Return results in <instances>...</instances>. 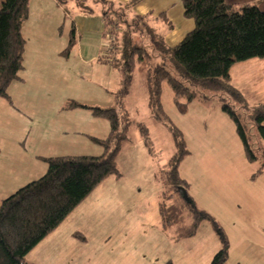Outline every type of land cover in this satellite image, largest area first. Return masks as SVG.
<instances>
[{
  "label": "rangeland",
  "instance_id": "374dc122",
  "mask_svg": "<svg viewBox=\"0 0 264 264\" xmlns=\"http://www.w3.org/2000/svg\"><path fill=\"white\" fill-rule=\"evenodd\" d=\"M70 1L68 5L64 4L68 16L63 23L64 35L69 30V16L80 23L75 20V15L79 14L80 19L90 21L91 26L97 28L103 12L107 11L112 19L109 30L113 40H116L115 36H121L124 27L116 14L111 12L113 9L109 4L101 0ZM184 19L193 26L192 19ZM96 20L98 22H93ZM167 33H162L167 44L172 45L182 38H168ZM95 39L91 38L94 45ZM76 47L71 52V58L76 55ZM98 51L99 57L106 58L101 55L104 53L101 48ZM68 56L63 54L65 59ZM73 62L75 60L66 61L63 67L65 78H49L42 88L43 92H40L38 83L34 88L28 86L25 91L18 92L19 103L14 108L18 115L15 120H6H9L10 126L21 128L25 135L26 130L31 129V136L36 139L37 133L42 132L51 119L53 122L63 118L70 124L79 120L80 130H86L88 117L106 125L109 130L105 119L92 116L84 108L67 109L66 104L77 100L91 105L89 96H96L100 102L95 106L113 104L111 90L117 88L120 72H115L112 79L105 78L108 64L101 63L99 69L94 61L88 65L81 63L76 69L73 67V76H69L71 71L67 74L66 70ZM93 66L95 73L92 72ZM233 69L234 82L240 87L238 89L247 108L227 97L225 101L238 113L249 143L255 149L256 143L262 141L253 124V106L264 104V75L258 77L254 71L247 69L251 77L242 79L239 69ZM133 78L131 90L124 100L133 123L128 132L129 141L117 156L121 176L106 178L89 198L84 199L81 210L67 224L82 233L73 232L70 239L61 240V254L59 250L49 252L52 243H38L29 254L38 257L34 258L37 264H163L170 258L175 264H198L203 258L199 247L205 246L209 233H212L213 238L219 240V246L222 245V237L228 242L225 264H264V170L257 174L260 162L247 160L234 123L221 110L223 100L218 93L208 100L188 103L185 113H181L173 103L172 91L166 82L162 83L160 96L163 111L170 123L181 132L188 150L179 165V174L188 182V192L197 206L213 216L219 230L214 229L210 222L203 221L193 237L176 239L172 229H163L158 213L164 180L162 166L176 152V148L166 123L154 117L149 110L147 93L138 72H134ZM106 91L110 94H105ZM95 92L98 94L95 95ZM44 94L46 99L30 100ZM106 99H110V103H104ZM7 112L10 113L9 108ZM137 123L147 129L146 143ZM99 127L97 124L96 129H101ZM91 134L97 136L101 133ZM78 135L87 144L78 145L75 154L92 155L93 149L89 147L102 153V147L91 140L92 135L83 136L70 131V136Z\"/></svg>",
  "mask_w": 264,
  "mask_h": 264
},
{
  "label": "trees",
  "instance_id": "16d2710c",
  "mask_svg": "<svg viewBox=\"0 0 264 264\" xmlns=\"http://www.w3.org/2000/svg\"><path fill=\"white\" fill-rule=\"evenodd\" d=\"M56 1L63 5L67 2ZM139 1L129 0L128 6ZM181 5L184 17L192 19L194 27L173 46L165 42L149 15L129 17L123 9L111 11L124 27L121 36H115L116 40L110 43V48L113 47L110 65L121 72L119 87L113 93V105L100 107L74 100L66 104L67 109L84 108L92 116L107 121L109 130L105 138L90 137L102 147V153L44 157L46 171L41 177L0 200V264H31L25 260L30 250L106 178L121 176L117 156L129 141L128 132L133 123L124 100L131 90L135 71L142 79L149 110L166 123L176 148L162 166L164 180L158 211L164 230L172 229L175 238L180 239L194 236L203 221L219 229L213 216L190 197L189 184L179 174V165L188 150L181 132L164 114L160 101L162 83L166 82L171 88L173 103L181 113H185L188 103L205 101L218 93L223 100L221 110L234 123L247 160L259 161L257 174L262 173L264 104L253 106V124L262 141L256 143L254 149L238 113L225 97L247 108L243 95L231 83L230 69L250 59H264V11L253 4L235 6L225 0H181ZM28 9L29 0H0V97L9 100L8 87L19 79L23 68L25 39L21 28ZM103 16L105 27L109 28L112 19L107 11ZM155 18L172 27L164 14ZM75 41L72 27L63 54H69ZM136 126L146 143V127L140 123ZM180 188L185 190L186 197L182 196ZM227 245L226 238L222 237V246L209 264L225 263Z\"/></svg>",
  "mask_w": 264,
  "mask_h": 264
},
{
  "label": "crops",
  "instance_id": "0c3cea01",
  "mask_svg": "<svg viewBox=\"0 0 264 264\" xmlns=\"http://www.w3.org/2000/svg\"><path fill=\"white\" fill-rule=\"evenodd\" d=\"M225 1L235 6L253 4L259 7V9H261V6L264 5V0ZM70 2V0H67L66 4L68 5ZM103 2L109 4L113 10L123 9L124 13L129 17L136 15H149V20L151 23H153L157 31H159L161 34L168 32V38L182 36L180 39L182 40L184 36L194 27V23L192 26V23L189 22V20L186 21L184 19L181 0H140L137 4L131 7L128 6L129 0H104ZM261 10L264 11V9ZM161 14L165 15L167 20L172 24V27H169L166 22L157 20L155 18ZM79 17V14L75 15V20L78 19L80 23L74 21L71 16H69L71 19H69V30H67L66 34L64 35L63 23L68 18L65 5L57 2L56 0H29L28 15L21 28L22 36L25 39L23 68L19 73V79L15 80L8 89L10 100L8 101L6 98H3L0 101V106L3 107L1 108L2 111L0 112V200L10 196L17 189L26 185L27 183L41 177L46 171V166L43 165L44 161L42 158L60 155H77L74 152L77 151L75 148H78V145H86L87 143H85V141H81L82 137H80V135L76 137L70 136V131H72L74 134H82L83 136L92 135L93 137H97L99 139L105 138L108 134L106 125L104 126L101 123H97L88 117L86 119L87 126L85 127H88L86 130H80L81 128L79 120L74 124H70V121L68 122L66 120L64 121L63 118H57L53 122H51V119L49 120V123L45 124V128L42 130V132L40 131L37 133L36 139L38 140H36L31 136V129L26 130L25 135L21 128L12 127L10 126L9 120L6 121L8 118H12V120L17 118L18 113L14 108L15 105H17L16 103H19L17 100L18 92L20 90L25 91V88L28 86L34 88L37 83L40 85V92H43L44 90H42V88L48 83L49 78H61L63 80L65 78V70L63 67L66 61L69 62L71 60H75L71 66L67 67V74L69 71H71L69 76H73V67L76 69L81 63L88 65L90 62L93 64L94 61L97 62L95 67L99 69L102 67L100 65L101 63L108 64V70L106 71L105 78L112 79L115 72H120L117 68L111 67L110 65V60L113 57V47L110 48V43L107 41L108 28L105 27L106 22L103 14L97 28L92 27L89 23L90 21H83V19H80ZM93 22L98 21L96 20ZM72 27L75 31L76 41L68 54V58L65 59L63 57V51L67 47L68 38ZM91 38H96L95 45L94 42L92 43ZM180 40L172 45H168L173 46ZM75 46H77L76 55L72 56L71 58V52ZM100 48L102 52L104 51V53L101 55H104L106 58L98 56V50ZM109 48L110 50L108 52ZM95 67H92L93 73L96 72ZM234 67L239 69V76H243L242 79H250L251 75L246 72L247 69H249V71H254V74L258 75V77L259 75H264V59L254 58L233 65L230 69V77L231 83L233 81L232 85L237 89L240 87L234 82ZM241 71L243 72L241 73ZM119 78L121 80V72ZM118 80V77H116V81ZM116 84L117 88L111 90V95H113V93L118 89L120 81ZM258 88L260 89L259 86ZM107 93H109V91L105 92V94ZM97 94L98 93L95 92V95ZM34 98L38 100L39 98L46 99V94L43 96L36 95L31 97L30 100L33 101L35 100ZM89 98L92 101L91 105H98V103H100L96 99V96H89ZM109 100L110 99H106L103 101L104 103H107ZM83 104L90 105L88 103ZM112 105L113 104H109L107 107ZM8 108L10 113L7 112ZM50 114L52 115V113ZM84 116L86 117V115ZM97 124H99V128L101 129L97 130ZM93 132L101 134H97L96 136L91 134ZM22 138L23 140L21 141ZM89 148L93 149L92 155H100V151H98V149H94L92 147ZM89 196L87 198H89ZM83 204H85L84 200L60 225H58L43 240H41L39 244L52 243L49 252L54 250H57L58 252L59 250V253L61 254L62 244L59 242L61 240L70 239L73 232L80 234L82 233L79 230H74L72 225L67 224L78 214ZM213 237L214 236L212 233H209V240L207 238L205 246L199 247V251L203 254V258L200 262H198V264H209L212 257L220 250L222 245L219 246V240ZM39 244H37V246ZM27 256L30 259H28ZM35 257L38 258L36 255L32 256L31 253H28L25 257V260L31 264H37L34 259ZM167 261H171L172 264H175L174 260L171 258Z\"/></svg>",
  "mask_w": 264,
  "mask_h": 264
},
{
  "label": "built area",
  "instance_id": "2783aa9c",
  "mask_svg": "<svg viewBox=\"0 0 264 264\" xmlns=\"http://www.w3.org/2000/svg\"><path fill=\"white\" fill-rule=\"evenodd\" d=\"M108 31H107V35H108V39H107V41H108V43H111L112 42V40H113V38H112V35H111V33H110V30H109V28L107 29ZM108 51H109V49H108Z\"/></svg>",
  "mask_w": 264,
  "mask_h": 264
},
{
  "label": "water",
  "instance_id": "95a60500",
  "mask_svg": "<svg viewBox=\"0 0 264 264\" xmlns=\"http://www.w3.org/2000/svg\"><path fill=\"white\" fill-rule=\"evenodd\" d=\"M180 191H181L182 196H183V197H186V192H185V190H184L183 188H180Z\"/></svg>",
  "mask_w": 264,
  "mask_h": 264
}]
</instances>
